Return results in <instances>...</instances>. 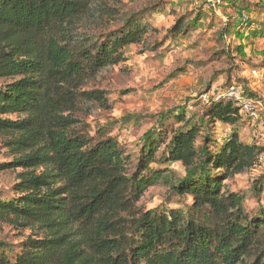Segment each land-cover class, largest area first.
<instances>
[{"label": "trees", "instance_id": "16d2710c", "mask_svg": "<svg viewBox=\"0 0 264 264\" xmlns=\"http://www.w3.org/2000/svg\"><path fill=\"white\" fill-rule=\"evenodd\" d=\"M154 10L151 0H0V140L12 157L0 170L21 171L11 195L0 193V223L40 233L12 259L0 242V264H264V180L251 216L225 183L264 154L240 141L236 101L204 109L207 124L229 128L214 151L208 125L181 114L182 127L145 136L134 165L75 117L111 110L105 92L85 88L123 64L129 46L149 48ZM191 25L178 19L171 32ZM176 163L186 173L173 183ZM156 185L190 204L143 210Z\"/></svg>", "mask_w": 264, "mask_h": 264}, {"label": "rangeland", "instance_id": "374dc122", "mask_svg": "<svg viewBox=\"0 0 264 264\" xmlns=\"http://www.w3.org/2000/svg\"><path fill=\"white\" fill-rule=\"evenodd\" d=\"M123 2L128 4L129 0ZM151 2L155 10L149 22L157 34L148 37L149 48L129 46L123 64L101 74L85 88L105 92L111 110L75 114L83 121V129L95 138L101 132L106 133L130 155L134 165L145 136L161 126L182 127L175 119L182 114L192 122L208 125L210 151H214L216 142L229 128L207 124L203 112L210 102L221 99L235 86L255 113V117L249 118L244 109L240 110L243 119L236 126L239 139L264 148L263 4L259 0ZM181 18L191 20L192 25L186 34L173 35L171 29ZM202 141L198 138L196 146H202ZM11 160L0 140V166ZM169 169L173 183L184 178L186 169L180 164L169 165ZM19 172L0 170V193L11 195ZM263 180L264 154L253 170L225 182L230 192L244 197L248 216L262 205V196L255 195V186ZM189 204V199L177 197L168 186L156 185L144 193L139 207L145 211H164ZM39 236L37 230L0 223V242L8 246L4 253L10 259L20 252L27 239Z\"/></svg>", "mask_w": 264, "mask_h": 264}, {"label": "built area", "instance_id": "2783aa9c", "mask_svg": "<svg viewBox=\"0 0 264 264\" xmlns=\"http://www.w3.org/2000/svg\"><path fill=\"white\" fill-rule=\"evenodd\" d=\"M221 99L236 101L241 108L240 110L244 109L249 118L255 117V113L250 107V102L242 97L241 91L237 87L234 86L228 89L227 92L221 96Z\"/></svg>", "mask_w": 264, "mask_h": 264}]
</instances>
